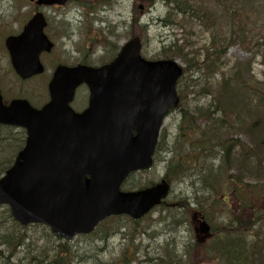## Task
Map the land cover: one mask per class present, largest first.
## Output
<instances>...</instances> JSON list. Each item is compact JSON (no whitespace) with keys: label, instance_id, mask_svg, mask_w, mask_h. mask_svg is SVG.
I'll list each match as a JSON object with an SVG mask.
<instances>
[{"label":"water","instance_id":"water-1","mask_svg":"<svg viewBox=\"0 0 264 264\" xmlns=\"http://www.w3.org/2000/svg\"><path fill=\"white\" fill-rule=\"evenodd\" d=\"M44 26L36 17L20 37L6 42L22 79L43 72L39 55L52 48ZM182 75L174 60L143 59L135 38L107 66L58 68L51 101L42 110L22 100L5 106L0 93V124L27 131L24 149L0 180V205H8L22 226L47 225L70 241L111 215L141 219L168 196V183L136 192L120 188L131 173L152 166L163 120L179 105L176 86ZM84 83L91 91L90 108L76 114L69 104ZM196 232L203 243L210 227L199 221Z\"/></svg>","mask_w":264,"mask_h":264},{"label":"trees","instance_id":"trees-1","mask_svg":"<svg viewBox=\"0 0 264 264\" xmlns=\"http://www.w3.org/2000/svg\"><path fill=\"white\" fill-rule=\"evenodd\" d=\"M250 1L224 3L216 0L211 7L209 0H167L168 5L173 6L171 11H179L185 18L181 21L184 22L182 28H191L196 21L210 37L209 45L200 47L194 57L176 46L163 48L161 54L163 59L180 58L188 63L178 83L181 123L175 146L167 151L170 157L165 164V178L182 183L198 176L201 198H204L198 203V210L208 202L213 205L231 202L238 210L231 214L229 226L223 227L222 237L213 241V253L209 254L207 249L210 245H198L191 250L185 249L184 255L164 254L155 258L154 264H185V255H188V264H214L216 261L231 264L234 254L246 253L243 241L245 230H248L245 208L254 206L255 211L264 213L258 210L264 206L261 194L264 191V71L262 78H258L253 68L257 57H261L264 66V21L261 18L264 11ZM233 45L253 53L252 57L229 62L227 52ZM194 72L198 74L197 79H194ZM166 136L164 131L157 161L160 153L166 151ZM25 140L23 129L0 125V179L13 165ZM213 163L220 165L218 177L211 170ZM177 206L188 213L194 210L186 199ZM32 227L44 230L43 239L62 240L46 228ZM28 230L29 227H21L14 221L9 208L0 207V264L70 263L64 243L45 250L49 254L53 252V257L42 253L21 259V251L30 250L29 254L33 255L31 250L38 242ZM229 241L242 245L236 244L228 250L226 242Z\"/></svg>","mask_w":264,"mask_h":264},{"label":"rangeland","instance_id":"rangeland-1","mask_svg":"<svg viewBox=\"0 0 264 264\" xmlns=\"http://www.w3.org/2000/svg\"><path fill=\"white\" fill-rule=\"evenodd\" d=\"M8 1L10 2V7H12L13 1ZM98 1L94 0V3H91L90 0H77L82 5L72 4L70 8L56 12L62 15L59 18L64 19V21L61 23L63 29L55 34L54 37L57 42V48L53 55L50 56L52 59H64L71 64L86 60L89 64L102 65L118 53L120 48L135 32L140 34L142 39L143 56L150 60L162 58L163 48L169 46L184 48L186 53L194 57L200 47L209 45V33L203 31L200 23L194 21L191 24V28H182L184 22L181 23V21L185 20V18L179 15V11H171V6H168L166 0H156L152 7H146L145 13L137 20V25L140 27L139 30L133 29L131 24L133 11L135 10L137 13L140 11L139 7L143 6L142 1L109 0L103 5L102 3L104 2ZM226 1L233 2V0H222L224 3ZM250 2L261 12L264 11V0H251ZM94 4L96 5L94 6ZM211 4L208 5L211 7L215 6V3L211 2ZM87 5L95 17L90 18L87 16L86 13L90 12L86 7ZM13 12V9L10 8L8 15H12ZM9 18V16H6L4 19ZM261 18L264 21V14ZM252 55L243 51L239 45H233L227 52V60L229 62L246 60L249 57L251 58ZM177 60L184 67L188 65L185 60L180 58ZM253 68L257 77L262 78L264 66L262 65L261 57L255 59ZM0 74L3 76L5 87L7 88L8 86L10 90V97H13L17 92L19 82L13 75L8 60L2 51H0ZM193 76L194 79H197L198 74L194 72ZM39 84L41 83L38 81L23 87L25 93L36 94V100H42L44 98L43 90L38 87L33 88ZM83 92L85 95L87 94L85 90ZM78 98V108H80L85 103V97L79 93ZM192 102H195V100ZM202 103H204V100L200 101L199 105ZM180 123L179 111L173 112L166 119L164 125L167 135L165 140L166 151L173 149V146H175V138L179 131ZM241 139L246 141L244 136ZM166 151L161 152L159 160L152 170L138 173L132 177L125 185V190L159 182L165 175V164L170 157ZM201 195L202 188L199 184L198 176H192L182 183L179 181L173 183L168 203L170 205H178L182 200L186 199V201L191 203L192 207L198 208V203L204 201V198H200ZM224 204L226 203L221 202L213 205L208 202L200 207L205 217H208L207 221L216 228L215 241L222 237L223 226L228 222L229 212L234 209V204H231V202H229L228 206ZM173 217L177 219L178 229H174L171 226L170 219ZM190 217L185 209H180L177 206L171 209L159 208L142 219L138 224L131 222L126 217L110 219L93 235L78 236L70 243H65V241L56 242L55 240L51 242L43 239V229L29 227L28 231L33 236V240L38 241L37 246L35 247L36 249L33 247L31 250L33 255L29 254L30 250L23 249L19 257L25 259L30 256L41 255L42 253L53 257V252L49 254L45 250H51L53 247L56 248L59 243H65L64 246L70 256L69 264H154V259L163 257L164 254L166 256L167 254L174 255L177 252L184 255L185 249L190 244H195ZM248 243L250 254L256 256L255 260L250 263L256 264V261L260 260V264H264V219L254 228L252 236L246 241V245ZM211 246L212 244L207 248L209 254L210 251L214 252ZM252 258L250 257V260ZM185 264H188L186 260ZM214 264L222 263L215 262Z\"/></svg>","mask_w":264,"mask_h":264},{"label":"flooded vegetation","instance_id":"flooded-vegetation-1","mask_svg":"<svg viewBox=\"0 0 264 264\" xmlns=\"http://www.w3.org/2000/svg\"><path fill=\"white\" fill-rule=\"evenodd\" d=\"M13 1V5L12 7H10V2L8 0H0V38H7L9 36H17L19 34H21L24 30V28L27 26V24L31 21V19L38 15V14H42L45 21H46V26L44 29L45 34L47 35V37L55 44L54 46V50L57 48V42L55 40V34L59 33L60 30H62V26L61 23L64 21V19H60L59 17H61L62 15L56 12H59L60 10H65L70 8V5H78L80 6L81 3L77 2V0H70L66 5L64 6H59V5H54V6H44L40 4L41 0H12ZM91 3H94V0H90ZM96 2H99L98 0H95ZM102 5L105 4L107 1L109 0H101ZM139 1V0H137ZM113 3V2H112ZM111 3V4H112ZM143 10H142V14H140L139 12L137 13L135 10L133 11V18H132V23H134L135 21H137L146 11V7L147 6H153L154 3H150L148 0H144L143 2ZM96 4H94L95 6ZM113 5V4H112ZM109 6V5H108ZM87 9L90 12H87V16L90 18L95 17V15H93L92 11L89 9V6H86ZM84 7V8H86ZM13 9V14L12 15H8L9 9ZM145 8V10H144ZM56 13V14H55ZM139 14V15H138ZM6 16H9V19H4ZM56 16V18L53 19V17ZM94 36H96V34H94ZM110 44V43H109ZM88 49V45L86 46ZM0 51H2L6 58H9V54L7 53V51L3 50V48L0 46ZM41 61L43 63V65L45 66L46 69V73L42 76L36 77V78H32V80H38L41 84L33 87V88H39L43 90V95L45 94V92L47 93L48 96V85L50 82V79L53 74V71L57 68V66H59L60 64H65L67 63V61H65L64 59H52L50 57V53H43L41 55ZM85 62V60L81 61L80 63ZM73 65V64H71ZM3 77V76H2ZM18 91L20 93L25 92V89L22 88L20 85L18 86ZM4 92V90H3ZM8 93L10 94V90L8 89ZM36 96V94H35ZM85 96V103L82 107L78 108V100L79 98L76 97L75 101L72 104V107L75 111L77 112H82L84 111L88 106H89V92L84 95ZM4 100L6 103L9 102V96H4ZM49 98V96H48ZM38 103L40 102H44L43 99L40 100H36ZM46 102V101H45ZM45 102L43 104H45ZM41 104V103H40ZM248 257V259H250V257H253L251 259V262H253L255 260L256 256H253L251 254H245V256H243V258ZM260 260L256 261V264H260ZM251 264V263H250Z\"/></svg>","mask_w":264,"mask_h":264},{"label":"bare ground","instance_id":"bare-ground-1","mask_svg":"<svg viewBox=\"0 0 264 264\" xmlns=\"http://www.w3.org/2000/svg\"><path fill=\"white\" fill-rule=\"evenodd\" d=\"M219 168H220V165H218L217 163H213L211 165V170L213 171V174L214 176L218 177L219 176ZM201 198V197H200ZM176 218L173 217L172 219H170V222H171V226L174 227V229H178V223L176 222ZM224 242V240H222ZM227 243V248L228 250L231 249L232 247H234L236 244L237 245H242V244H239L238 241H229V242H226ZM245 243V242H244ZM243 247V246H242ZM245 247H246V243H245ZM233 250V249H232ZM243 256H245V253H238V254H234V256H232V260H239L241 259ZM246 260L248 261V257H246Z\"/></svg>","mask_w":264,"mask_h":264}]
</instances>
